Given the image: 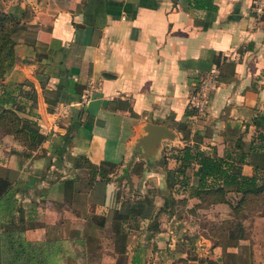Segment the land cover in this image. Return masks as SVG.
Here are the masks:
<instances>
[{"label": "crops", "instance_id": "obj_1", "mask_svg": "<svg viewBox=\"0 0 264 264\" xmlns=\"http://www.w3.org/2000/svg\"><path fill=\"white\" fill-rule=\"evenodd\" d=\"M194 2L0 0L24 25L14 45L16 60L3 80L9 97L2 105L32 96L38 130L46 135L30 156L18 153L22 145L14 137L0 136V177L14 182L29 174L38 178L34 187L14 193L26 226L21 234L30 241L60 243L67 250L60 262L67 252L79 250L74 239L84 240L85 254L89 246L98 258L84 264H204L222 248L238 252L236 245H212L207 235L184 232L195 222L187 210L176 217L159 211L152 233L147 218L138 219L134 229L128 218L120 219L124 237L116 248L112 209L126 194L130 199L144 194H132L122 174L113 178L112 171L98 168L102 161H132L138 168L130 171L133 176L145 181L157 175V189L164 192L167 171L176 164L171 154L184 144L221 155L238 138L246 143L254 136L251 118L264 113V16L251 25L252 0H210L212 7ZM211 69L217 72L215 87L204 114L191 123L188 94ZM89 79L98 89L85 103L73 104ZM67 102L81 109L71 116L53 114ZM145 122L168 127L174 138L163 140L149 157H138L141 149L134 142ZM39 148L44 154L31 157ZM77 155L89 163L74 167ZM241 171L249 174L250 166L243 164ZM67 177H74L71 188L59 182ZM171 194L175 201L197 200L180 187ZM153 203L157 209L162 201ZM228 203L213 206L229 211ZM263 218L256 214L242 220L247 234L238 243L249 247L252 259L259 243L252 238L256 227L248 232V225ZM82 260L77 256L71 264Z\"/></svg>", "mask_w": 264, "mask_h": 264}, {"label": "trees", "instance_id": "obj_2", "mask_svg": "<svg viewBox=\"0 0 264 264\" xmlns=\"http://www.w3.org/2000/svg\"><path fill=\"white\" fill-rule=\"evenodd\" d=\"M199 1V2H198ZM195 6L212 7L210 0H195ZM24 29L20 17L11 11L4 10L0 5V136L9 134L22 145L18 151L21 156H30L31 151L38 148L40 142L46 135H42L36 124L35 112L32 109L34 98L30 100L18 97L11 102L10 106H3L7 102L8 94L4 92L3 80L9 73L16 60L14 45L18 36ZM29 83V82H28ZM23 84H27L23 82ZM80 88V87H79ZM82 89V88H81ZM81 89L76 95L81 92ZM24 94L27 90L24 89ZM77 99V100H78ZM48 104L51 103L47 99ZM50 109V108H49ZM80 106L71 105L68 116ZM251 123L255 127L254 136L246 143L240 140L235 142L232 148L224 149L221 155L207 153L198 149L196 145L184 144L171 154L176 164L167 171L164 192L157 189L162 197V204L157 209L154 207L153 199L148 194L138 198H123L118 206L112 209L110 229L114 237V245H121L124 237L117 226L118 221L123 218L130 220V226L134 229L138 219L147 218L148 228L152 231L157 229L156 215L159 211L171 213V206L175 202L170 189L180 187L189 190L198 201L205 204L228 203L225 194L229 190L238 193L237 200L229 206V215L233 219L228 226L216 227L218 232H211L212 245H236L238 252L225 251L222 248L221 254L217 258H208L204 264H253L252 253L246 244H239L238 240L246 237V229L242 223V206L255 202L264 195V113H256L251 118ZM44 154V150L39 148L38 152L31 157H38ZM89 163L82 155L74 157V167ZM250 166V173L241 171V166ZM140 163L137 164L138 167ZM115 166L114 162L102 161L98 163V168L111 171ZM133 165L131 171L135 168ZM124 171V170H123ZM122 171V172H123ZM122 175H125L122 173ZM32 175L20 176L15 182L7 181L0 177V264H71L77 256L82 260L81 264L97 261L91 252V247H87L85 254L84 240L74 239L72 242L79 247V250L67 252L60 262L62 245L46 238L40 241H30L22 236V231L26 228L23 224L22 211L17 206L15 191L24 192L29 187H34L37 179ZM127 177V175H126ZM74 177H67L59 180L65 188H71ZM177 186V187H176ZM179 201L183 202L181 199ZM16 211L17 220H14ZM89 225V224H88ZM102 227V226H101ZM87 232L84 231L83 236ZM84 246V250H83ZM120 247V251H121ZM90 253V254H89ZM85 255V256H84Z\"/></svg>", "mask_w": 264, "mask_h": 264}, {"label": "rangeland", "instance_id": "obj_3", "mask_svg": "<svg viewBox=\"0 0 264 264\" xmlns=\"http://www.w3.org/2000/svg\"><path fill=\"white\" fill-rule=\"evenodd\" d=\"M141 153L142 152L139 151L138 154L136 155L140 157L142 155ZM132 163H133L132 161L128 160L123 162L124 165L116 164L111 170L113 172L112 175H114L113 178H115L116 175L122 173L124 174L125 171V175H122L123 177H125L123 178L125 180L124 185L130 192H132V194L139 191L142 194H148L149 196H151L153 201L159 199H161L162 201L163 199L157 190V185L155 184L157 182V175L153 174L147 176L145 181L144 179L137 178V176H133L130 173L133 165H135L134 163L133 164ZM172 190L173 188L170 189V192H172ZM126 196L128 199H130L131 195L126 194ZM226 196L228 202L231 204H233L238 198V194L232 192H228ZM213 205L214 204L202 203L198 201V199L197 200L189 199V200H185V202H181L178 200L173 203L170 210L171 213L175 215V217L182 216V214L186 213V210L187 212L191 213L192 218L195 222L193 223V227L189 228V230L185 229L184 232H187L188 234H190V236H194L195 238L196 237L199 238V235H203L204 237L207 235L208 239L212 243V240L214 239L212 237H209V234H211V232H218L219 230L216 229V227H224L229 225L226 214L227 212H229L227 210V207L223 205L224 207L222 210L217 206L214 207ZM241 213L243 215L242 220L243 218H245L244 219L245 221L250 220L249 216L251 215H256V214L264 215V195L258 198L255 202L248 204V206L246 207L242 206ZM250 218L251 221L254 219V217L253 218L250 217ZM229 219L231 220L233 218L230 217ZM248 226L252 227L248 230V232L249 231L253 232V230L255 231L253 226L256 227L257 231H255V235L252 234V238L255 237V240L259 243L258 248L254 250L255 257L253 256L254 258L252 259L253 264H264V218L261 219V221H258L257 224L250 222V225ZM260 248H263V250H261Z\"/></svg>", "mask_w": 264, "mask_h": 264}, {"label": "built area", "instance_id": "obj_4", "mask_svg": "<svg viewBox=\"0 0 264 264\" xmlns=\"http://www.w3.org/2000/svg\"><path fill=\"white\" fill-rule=\"evenodd\" d=\"M251 17V25H255L262 20L264 16V0H252L249 7ZM217 72L216 69H211L210 72L199 77L198 81L189 92L187 97V104L192 111L191 120L193 123L199 116L203 115L208 104L209 94L215 87ZM98 89V83L94 80H87L82 88L78 104L85 103L91 96L93 91ZM72 103H61L53 109V114L57 117H65L69 111ZM38 126V125H37Z\"/></svg>", "mask_w": 264, "mask_h": 264}, {"label": "water", "instance_id": "obj_5", "mask_svg": "<svg viewBox=\"0 0 264 264\" xmlns=\"http://www.w3.org/2000/svg\"><path fill=\"white\" fill-rule=\"evenodd\" d=\"M140 130L141 133L136 137L134 145L141 149L144 157H149L163 140H172L174 138L173 132L159 123L145 122Z\"/></svg>", "mask_w": 264, "mask_h": 264}]
</instances>
